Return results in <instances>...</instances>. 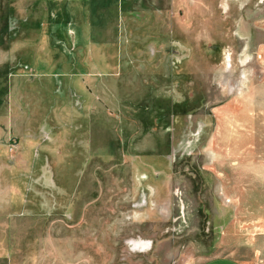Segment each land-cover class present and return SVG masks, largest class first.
<instances>
[{
    "label": "rangeland",
    "instance_id": "1",
    "mask_svg": "<svg viewBox=\"0 0 264 264\" xmlns=\"http://www.w3.org/2000/svg\"><path fill=\"white\" fill-rule=\"evenodd\" d=\"M264 264V0H0V264Z\"/></svg>",
    "mask_w": 264,
    "mask_h": 264
},
{
    "label": "crops",
    "instance_id": "2",
    "mask_svg": "<svg viewBox=\"0 0 264 264\" xmlns=\"http://www.w3.org/2000/svg\"><path fill=\"white\" fill-rule=\"evenodd\" d=\"M208 264H253L250 262H243V261H239V260H224V259H216L214 261L209 262Z\"/></svg>",
    "mask_w": 264,
    "mask_h": 264
}]
</instances>
